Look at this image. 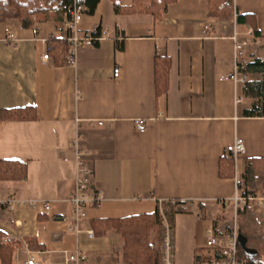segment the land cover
<instances>
[{
  "label": "crops",
  "instance_id": "1",
  "mask_svg": "<svg viewBox=\"0 0 264 264\" xmlns=\"http://www.w3.org/2000/svg\"><path fill=\"white\" fill-rule=\"evenodd\" d=\"M215 3L176 0L156 18L116 13L112 0H98L78 27L99 28L106 36L80 45L65 65L54 64L50 55L41 61L47 45L66 36L64 13L31 27L6 24L18 40L0 39V111L34 109L33 119L0 118V160L24 162L27 170L24 179H0V200H14L12 209L0 202V253L9 248L10 264H26V252L43 263L64 250L83 253L80 235L96 236L95 218L155 216L162 209L173 230L174 264L205 256L201 236L205 240L209 227L226 234L223 217H233V210L222 201L233 196L235 183L233 175H218L219 159L235 137L244 143L237 161L241 172L245 159L264 158V115H243L250 100L242 83L223 77L233 68V32L246 41L249 60L264 58L251 47L260 40L264 53V0H232L227 17L211 9ZM243 14L254 17L260 37L236 23ZM32 27L44 43L33 38ZM156 56L170 61L167 90L159 95ZM135 120L144 121V131ZM75 138L93 169L91 191H99L98 204L87 206L78 232L67 201L74 188ZM178 206L185 211L174 212ZM103 235L111 239L112 263L126 264L121 236L114 230Z\"/></svg>",
  "mask_w": 264,
  "mask_h": 264
},
{
  "label": "trees",
  "instance_id": "2",
  "mask_svg": "<svg viewBox=\"0 0 264 264\" xmlns=\"http://www.w3.org/2000/svg\"><path fill=\"white\" fill-rule=\"evenodd\" d=\"M116 13H147L159 17L162 11L176 0H131L128 5L121 0H112ZM91 13L98 0H78ZM72 0H0V24L8 19H15L23 27H31L35 21L46 20L50 15L63 14L60 6L71 4ZM227 17L228 14H224ZM237 24H245L252 29L254 38L260 37L255 19L251 14L238 15ZM99 29V28H97ZM50 41V40H48ZM47 53L54 64L65 65L69 60V45L65 38L47 45ZM169 58L156 56L155 91L163 94L167 90ZM248 78L242 82V94L250 100V105L243 111L245 116H261L264 111V58L253 57L246 65ZM249 74H258V78H249ZM32 107L4 109L1 119H33ZM24 162L0 160V179L20 180L26 177ZM218 175L221 178L233 175V161L229 154L219 159ZM243 194L264 195V158H248L244 161ZM179 203V202H176ZM185 211L178 206L174 212ZM237 231L241 238L239 255L248 264H264V221L258 216L256 208L240 206L236 216ZM94 235L105 234L114 230L123 240L121 258L126 264H160L161 228L155 223L152 213H140L121 218H95L91 221ZM228 232V231H227ZM226 232V233H227ZM9 248H1V264H10ZM199 255L196 258H204Z\"/></svg>",
  "mask_w": 264,
  "mask_h": 264
},
{
  "label": "built area",
  "instance_id": "3",
  "mask_svg": "<svg viewBox=\"0 0 264 264\" xmlns=\"http://www.w3.org/2000/svg\"><path fill=\"white\" fill-rule=\"evenodd\" d=\"M64 12L65 18L63 25L66 29L65 40L69 45V60H72L77 48L80 45L92 46L99 40L103 39L107 32L101 29L93 30H80L78 27L82 16L85 14L87 7L72 0L71 4H63L60 6ZM205 28H210L206 26ZM3 36L0 39L8 43H16L18 38L15 32L9 25L2 27ZM32 34L34 39H39L43 43L45 39L37 38V29L32 27ZM251 33V29L247 30V34ZM233 41V68L232 72L223 78L231 79L234 83H242L247 79L245 68L249 62V58L245 54L246 41L238 38L236 32L232 35ZM49 54L44 51L41 56V61L47 62ZM119 75V67L113 68V76ZM239 98L235 99L238 103ZM264 115V111H263ZM137 130L144 131L145 123L143 120H135ZM74 161H75V176L74 188L72 193L68 196L67 201L71 205L72 228L78 232L79 222L86 216V208L90 205H96L99 202V191H91V179L93 176V169L85 162V152L80 149L77 138L72 141ZM225 153L229 154L233 161V180L235 183V191L232 197L222 201V206H230L233 210L232 225L230 230L224 235H217L214 233L212 227L206 231L205 245L208 248L204 258H195L192 264H248L246 260L239 255V244L241 238L237 231L236 216L237 210L240 206L247 203L254 204L259 207H264V197L252 194H243V179L242 172L238 168L237 161L244 153V143L240 137H235L233 141L226 145ZM6 204L9 209L13 208L14 200H0ZM44 210H48L49 205L44 202ZM156 223L161 228V257L160 264H174V244H173V230L172 226L167 219L165 213L160 209L155 214ZM89 237L93 236L92 230H85ZM26 264H84L85 256L77 249L68 251L64 250L60 253L59 258L51 263L39 262L32 253L26 252Z\"/></svg>",
  "mask_w": 264,
  "mask_h": 264
},
{
  "label": "rangeland",
  "instance_id": "4",
  "mask_svg": "<svg viewBox=\"0 0 264 264\" xmlns=\"http://www.w3.org/2000/svg\"><path fill=\"white\" fill-rule=\"evenodd\" d=\"M215 1H216V3L213 5V7L211 6V9H216V13L221 12L224 14H229V15L231 14V6L233 5L232 0H215ZM224 17H226V16H224ZM228 18H226V19H228ZM11 22L18 23L17 20L11 18V19H8L5 22L1 23L0 29H2V25H6L7 23L10 24ZM251 47L253 48L254 54L264 56L263 49H262L263 43L260 40L256 41V44L252 45ZM246 52L248 55V52H249L248 49H246ZM250 77L251 78H258L259 75L258 74H249V78ZM247 78H248V76H247ZM256 196L264 197V195H260V194L256 195ZM245 206L250 207V208H256L258 216L264 221V207L262 208V207L254 205V204L250 205L249 203H247ZM87 210H88V207L86 208V213H87ZM226 213H227V211H225V214ZM230 215H231V218H229ZM224 218L226 219V221L224 223H222V225H223L222 229L223 230H230V227L232 225V218H233L232 214H228L227 216H224L223 219ZM155 223H156V220H155ZM156 225H158V224L156 223ZM201 238H202L203 247H206L205 240H204V233L202 234ZM79 240H80V247L83 250L87 264H113L112 263V261H113L112 254L114 252L113 253L110 252L111 239L109 236L102 234V235H96L95 237L88 239L84 234H81ZM121 252H122V245H121ZM99 256H100V261L98 260Z\"/></svg>",
  "mask_w": 264,
  "mask_h": 264
},
{
  "label": "water",
  "instance_id": "5",
  "mask_svg": "<svg viewBox=\"0 0 264 264\" xmlns=\"http://www.w3.org/2000/svg\"><path fill=\"white\" fill-rule=\"evenodd\" d=\"M241 243H242V241H241Z\"/></svg>",
  "mask_w": 264,
  "mask_h": 264
}]
</instances>
